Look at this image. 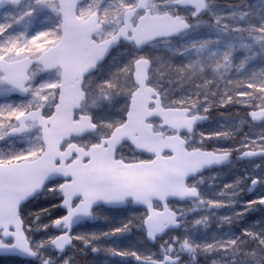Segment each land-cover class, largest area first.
<instances>
[{
  "label": "snow or ice",
  "instance_id": "obj_1",
  "mask_svg": "<svg viewBox=\"0 0 264 264\" xmlns=\"http://www.w3.org/2000/svg\"><path fill=\"white\" fill-rule=\"evenodd\" d=\"M0 0V264H264V0Z\"/></svg>",
  "mask_w": 264,
  "mask_h": 264
},
{
  "label": "trees",
  "instance_id": "obj_2",
  "mask_svg": "<svg viewBox=\"0 0 264 264\" xmlns=\"http://www.w3.org/2000/svg\"><path fill=\"white\" fill-rule=\"evenodd\" d=\"M222 6H224V0H221V3H220Z\"/></svg>",
  "mask_w": 264,
  "mask_h": 264
},
{
  "label": "rangeland",
  "instance_id": "obj_3",
  "mask_svg": "<svg viewBox=\"0 0 264 264\" xmlns=\"http://www.w3.org/2000/svg\"><path fill=\"white\" fill-rule=\"evenodd\" d=\"M218 6H221L220 4Z\"/></svg>",
  "mask_w": 264,
  "mask_h": 264
}]
</instances>
